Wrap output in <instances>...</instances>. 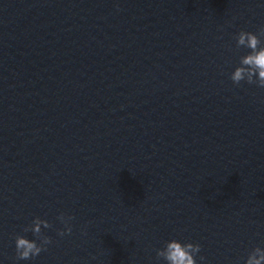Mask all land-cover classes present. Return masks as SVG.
Segmentation results:
<instances>
[{"label":"clouds","instance_id":"9594fccd","mask_svg":"<svg viewBox=\"0 0 264 264\" xmlns=\"http://www.w3.org/2000/svg\"><path fill=\"white\" fill-rule=\"evenodd\" d=\"M264 36V28L259 30V35L253 32L240 31L236 37L237 47H244L250 51L240 58L239 66L232 72L230 79L233 84L239 85L242 81L248 84H255L264 88V41L260 37ZM58 219L64 223L65 228L59 231L58 235L71 234L70 221L72 216H65L61 213ZM42 227L47 229L51 224L39 217L34 218L32 224L25 227L24 231H31L37 238L30 240L23 235L15 237V250L18 260H29L40 255L47 250V246L52 243L51 238L43 235ZM39 240V243H37ZM201 252V245L198 243L184 242L172 239L165 242L162 249L156 250L157 258H162L166 264H197L196 256ZM203 261L204 257L200 256ZM245 264H264V248L255 247L248 254Z\"/></svg>","mask_w":264,"mask_h":264}]
</instances>
